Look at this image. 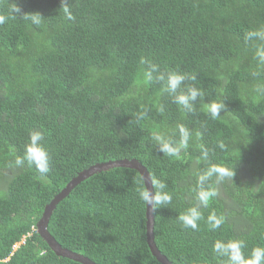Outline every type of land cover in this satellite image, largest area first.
<instances>
[{"label":"trees","instance_id":"obj_1","mask_svg":"<svg viewBox=\"0 0 264 264\" xmlns=\"http://www.w3.org/2000/svg\"><path fill=\"white\" fill-rule=\"evenodd\" d=\"M66 2L72 19L61 0H0V15L16 3L43 16L39 25L19 15L0 25V264H80L55 255L36 223L79 172L123 158L138 160L172 196L153 210L154 242L172 264H228L217 241L242 240L245 258L264 247V67L255 58L264 42L245 40L264 28V0ZM167 72L196 77L182 85L203 93L193 111L165 90ZM213 102L224 105L215 119ZM180 125L188 147L179 158L163 154L153 134L178 143ZM33 130L49 152L45 176L15 164ZM211 165L233 178L206 181L217 195L203 207L198 178ZM142 182L127 167L89 176L58 202L48 231L96 264H160L146 242ZM191 207L202 214L196 229L179 220ZM212 213L225 217L217 229Z\"/></svg>","mask_w":264,"mask_h":264},{"label":"clouds","instance_id":"obj_2","mask_svg":"<svg viewBox=\"0 0 264 264\" xmlns=\"http://www.w3.org/2000/svg\"><path fill=\"white\" fill-rule=\"evenodd\" d=\"M63 13L68 19H72V14L66 0H61V6ZM19 15L23 20L29 21L34 25H39L43 19V16L39 12L22 13L20 7L13 3V6L9 9L8 15H0V25L6 23L8 19H15ZM246 41H261L264 42V28H258L247 31L245 34ZM255 58L258 65L264 67V43L255 45ZM156 71L155 66H151L150 70L145 74V80H152V72ZM164 80V76L158 77ZM188 79L195 81L194 75L180 74L177 72H167L166 74V86L165 90L174 97V102L189 111H193V102L203 95L200 89L195 86H186L182 88L183 82ZM258 91H264V88H258ZM224 105L221 103L213 102L208 105L207 111L212 119L217 118L220 115ZM142 118V116H141ZM180 140L178 143H174L165 135L160 133H154L152 139L159 147V151L163 154H167L170 157L179 158L181 149L188 147L190 139L189 130L183 125L179 126ZM44 135L41 131L33 130L29 135V142L25 145L24 154L22 157H18L15 160L17 166H23L25 162L28 165L34 166L36 171L41 176H45L50 172V156L47 149L44 147L42 141ZM223 148V144L220 145ZM205 158H207V150H204ZM124 159V158H123ZM120 160V159H117ZM110 161V160H108ZM115 168V167H114ZM109 170V169H108ZM213 176H216L217 183L224 178H233V172L223 166L211 165L206 171H204L198 178V184L200 190L197 193V201L203 206L207 207L210 199L217 195L214 188H206L205 182ZM151 184L155 191L149 190L148 187L142 186L138 188L139 198L145 202L146 205H150L153 210H156L158 206L168 205L171 203L172 196L163 191L165 188L164 182L155 177H149ZM202 218L200 210L196 207L189 208L185 213L179 215L180 222L185 227L196 229L198 227V221ZM224 216H217L212 213L208 216V223L212 229L219 228L224 223ZM244 242L242 240H232L227 243L217 241L214 245V250L221 256L228 258V264H264V247H256L252 250L249 257L245 258L242 254V248Z\"/></svg>","mask_w":264,"mask_h":264},{"label":"water","instance_id":"obj_3","mask_svg":"<svg viewBox=\"0 0 264 264\" xmlns=\"http://www.w3.org/2000/svg\"><path fill=\"white\" fill-rule=\"evenodd\" d=\"M114 167H127L136 170L141 176L145 188L148 187L149 190L153 191L150 175L141 163L136 159H120V160H110L102 163L94 164L81 172H79L51 199V201L45 205L43 212L36 223V231L38 235L46 242L48 247L55 253V255L70 259L72 261L78 262L80 264H96L93 260L89 259L83 254L77 253L75 251L69 250L63 247L48 231L47 226L49 218L55 209L59 201L64 199L70 191L78 185L81 181L88 178L89 176L106 171ZM146 205V204H145ZM145 229H146V242L151 252V255L160 264H172L167 257L160 252L156 246L153 239V227H154V217L153 209L151 206L146 205L145 210Z\"/></svg>","mask_w":264,"mask_h":264},{"label":"built area","instance_id":"obj_4","mask_svg":"<svg viewBox=\"0 0 264 264\" xmlns=\"http://www.w3.org/2000/svg\"><path fill=\"white\" fill-rule=\"evenodd\" d=\"M23 242V240L21 241V243ZM17 244H19V243H17Z\"/></svg>","mask_w":264,"mask_h":264}]
</instances>
